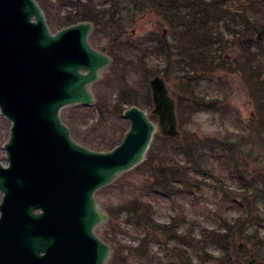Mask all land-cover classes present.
Instances as JSON below:
<instances>
[{"label":"trees","instance_id":"1","mask_svg":"<svg viewBox=\"0 0 264 264\" xmlns=\"http://www.w3.org/2000/svg\"><path fill=\"white\" fill-rule=\"evenodd\" d=\"M107 1L109 5L101 8L98 7L97 0H37L52 30L89 20L93 23L91 38L89 37L92 39L91 44L98 45L97 39L100 35L105 36L107 41L109 40L108 47L101 48L113 57L114 65L133 67L132 57L135 58L137 64L134 65L133 72L140 74L137 87L130 86L131 88L118 90L113 101L107 92L96 93L93 108L101 123L116 116L121 117L123 106L127 102L142 107L152 104L145 89L149 71L145 69L149 65L152 66L153 62L164 66V75L175 73V77L184 83V87L189 88L193 95L185 105L189 116L208 112L224 114L227 118L233 112L229 109L227 95H222L220 90L219 93L207 92L208 90L201 93L199 84L218 86V81L222 83L221 79L217 80L211 76L212 71L225 67V60L215 53L212 54L213 45L217 44L220 48V43L225 42L218 25L220 19L226 21L231 18L225 24L227 29L232 28L230 21H234L235 26L239 27L233 30L238 32V35H234L230 41L239 49L236 62L240 61L252 71H257L252 68V64L263 56L264 35L261 28L264 20L260 3L264 0H247L250 13L235 12L230 6L224 5L222 0ZM145 12H154L160 16L161 22L173 30L170 40L165 36H157L156 33L130 41L123 38L126 27L134 20L135 15ZM256 77V87L253 85V89L259 96L262 93L264 96V78L258 74ZM110 84L111 82L106 83L105 87ZM143 88L146 90L144 94ZM138 90L142 91L139 98H144V104L137 100ZM77 108L82 109L71 117V123L74 125L85 122L89 115L84 112L88 107L78 105ZM94 116L95 114L92 115ZM231 124L230 130L222 136L188 132L178 137H154L145 159L138 164L142 166L138 182L119 180L118 190L128 194L129 198L117 206H106L111 219L122 218L126 224L132 225L142 234L138 245L132 248L117 241L116 228L110 229L109 236L106 232L103 239L111 243L115 250L111 264H128V257L123 255L127 250L135 254L136 264H164L157 261V257L150 250V246L159 239L158 234L162 241L170 246L169 256L174 258V261L168 264H196L189 250L196 254L197 264H242L246 257L238 254L239 248L234 245L235 234L246 242L256 239L259 245H264V234L260 235L258 231L259 227L264 225V162L262 169L252 170V180L247 178V168L244 165L247 153L244 145L249 144L251 130L257 124L252 121L245 125L233 120ZM257 126L264 127V118L259 119ZM126 128L120 131L118 141L105 144L101 141L95 143L87 131L77 135L82 141L91 143L90 146H101L109 150L119 143ZM223 171L229 173L235 181L234 190L229 189L223 182ZM126 174H130L129 171L123 175ZM205 185H208L215 195L220 193V203L218 209L211 212L215 226L211 229L201 227L198 236L194 233L193 223L187 220L183 211L168 224L158 223L155 220L153 205L145 199L147 196L161 193L176 204L177 198L191 196L193 192L202 190ZM104 187L96 193L103 195ZM220 205L233 207L238 210L239 215L228 218ZM181 226L183 229L180 231ZM254 264H264V260L257 258Z\"/></svg>","mask_w":264,"mask_h":264},{"label":"water","instance_id":"2","mask_svg":"<svg viewBox=\"0 0 264 264\" xmlns=\"http://www.w3.org/2000/svg\"><path fill=\"white\" fill-rule=\"evenodd\" d=\"M92 29L87 20L51 32L36 0H0V113L11 122L8 165L0 162V264H105L112 250L96 228L108 214L96 191L141 163L157 130L178 136L175 102L154 75L156 125L133 104L110 150L72 137L61 109L92 106L91 85L111 61L89 42Z\"/></svg>","mask_w":264,"mask_h":264},{"label":"rangeland","instance_id":"3","mask_svg":"<svg viewBox=\"0 0 264 264\" xmlns=\"http://www.w3.org/2000/svg\"><path fill=\"white\" fill-rule=\"evenodd\" d=\"M224 5L230 6L235 12H248L250 13L251 9L247 3V0H222ZM98 7H107L109 5L107 0H97ZM72 6V5H71ZM264 1L260 3L262 18L264 20L263 13ZM72 8V7H70ZM229 18V17H228ZM160 16L155 14L154 12H145L135 15L134 20L126 27V34L123 35V38L130 40H136L146 34H157V36H165L168 40L172 38L169 27L160 21ZM228 21L231 20L227 19ZM224 19H220L218 21V25L223 34V39L225 42L220 43L222 47L219 48L217 44L212 47V54L215 53L216 56L223 58L225 60V67L220 70L212 71L211 76L214 79H221L217 84H213L208 86L207 83H200V92L205 93L213 91L215 93H219L220 90L222 95H227L229 109L233 112L229 114L226 118L224 114L220 113H208V112H198L191 116L188 115L185 110V105L188 102L187 100L192 97V93L184 87V83L181 82L177 77H175V73H167L164 75V66L161 64H157V62H153L152 66H147L145 70H149L147 72V83L145 85V89H147V93H149V97L151 100V91L149 88L148 80L153 75H159L166 82V86L168 89L169 96L175 102V113L177 118V130L178 136L184 135L188 132H196L199 135H215L222 136L227 133V130H230L231 121H235V123L240 122L245 125L251 123L252 121L258 125V121L261 118H264V96H259V94L254 91L253 85L255 86L256 75H260L264 78V50H262L263 56L260 59H256L252 64V68L257 71H252L250 67H246L242 64V62H236V58L239 53V49L237 46H234L230 43L231 39L234 35H238V32H233V30L239 29L238 26H235L234 21H230L232 28L227 29L225 24L228 21ZM229 22V23H230ZM241 29V27H240ZM52 30V29H51ZM55 31V30H52ZM91 38V37H90ZM90 42L92 39H90ZM109 41V40H108ZM108 41L105 36H101L97 39L98 45L92 44L98 50L108 54L111 58V62L105 66L101 70L100 77L97 81H95L91 85V91L95 96L96 93H104L108 94L112 101L116 98V92L122 88H131L138 85L140 80V74L134 73V65L137 64L134 57H132L133 67L126 66L124 68L123 65L118 64L114 65L113 57L101 47H108ZM264 48V47H263ZM133 68V69H132ZM259 70V71H258ZM166 71V70H165ZM117 80L118 82H116ZM185 81V80H183ZM111 82L108 87H105L106 83ZM119 83V85H118ZM126 85V86H125ZM131 86V87H130ZM137 87V86H136ZM256 87V86H255ZM142 89L143 94L146 93V90ZM149 90V91H148ZM142 91H137L136 97L140 104H144V98H139L142 94ZM135 104V103H133ZM261 104L262 107H261ZM132 103L127 102L124 104L123 108H127ZM138 105V104H135ZM78 105L73 106H65L60 111V117L62 121L68 125L72 137L79 143L98 151H106L105 147H97L90 146L91 143L84 142L77 135V133L86 132L89 136L97 142L108 143L118 141L120 131L122 128L128 126V120L125 119L122 114L121 117H114L110 119L108 122L101 123L99 121V117L97 116V112L94 110L93 106H89L88 109L84 112L88 113L87 120L85 122L77 123L76 125L71 123V117L74 116L75 112L81 111L82 108H77ZM139 106V105H138ZM145 109L150 117V119L157 124V115L153 113V105L147 106H139ZM95 114L94 117L92 115ZM11 122L8 121L1 113H0V162L3 165L7 164L5 158V151L2 148L3 143L7 140L9 136V127ZM233 124V123H232ZM231 124V125H232ZM255 125L251 130V137H249V144L244 145V150L247 152L245 154V162L246 166V176L249 180L254 178L253 169H262V164L264 162V127ZM250 131H248L249 133ZM161 135L157 130L154 134L155 136ZM163 136V135H162ZM176 136V137H178ZM153 137V139H154ZM152 144V143H151ZM151 146V145H150ZM242 165V164H241ZM243 166V165H242ZM244 167V166H243ZM142 166L138 165L129 171L130 174H126L125 176L121 174L117 177L112 183L105 186V190L103 191V195L99 193H95L98 202L100 203L101 208L107 212L108 220L102 224H100L96 228L97 234L103 238L106 235V232H109L112 227L116 228L117 234L116 239L120 241L122 244L126 246H130L135 248L139 243V238L142 236L138 229H135L132 225L126 224L122 218H118L117 220L111 219L109 213L107 211L106 206H117L127 200L128 194L125 195L121 191L118 190L119 180H128L133 181L135 183L138 182V178L141 177ZM219 172V170H218ZM223 178V182L229 189H235L236 183L230 177L229 173L225 171L221 174ZM115 184V185H112ZM98 191V190H97ZM96 191V192H97ZM0 192V198H1ZM131 193L129 192V196ZM154 208L155 220L158 223L168 224L171 222L173 217H176L180 211H183L187 217V220L193 223L194 233L195 235H199V231L201 227L204 228H213L215 226L214 220L212 217V211L218 209V205L220 203V193L215 195L211 188L208 185H205L202 190L197 192H193L191 196L184 195L175 200L176 204L167 196L156 193L153 196L145 197ZM106 202H105V201ZM222 206L223 213L228 218H235L239 215L238 210H235L233 207ZM264 217V215H263ZM183 229V226L180 227V231ZM259 234H264V225L259 227ZM159 239H157L151 246L150 250L157 257V261H161L164 264H168L169 262H173L169 256V247L162 241V237L157 235ZM106 241V240H105ZM109 243L108 241H106ZM111 246V255L106 261L105 264H111V258L114 256V247ZM234 245L238 246L239 253L243 254L246 258L243 259L242 264H254L255 259L264 260V245H259L256 239L252 241L246 242L243 238H239L238 234H235ZM192 260L194 263H198V259L196 254L189 250ZM116 255V253H115ZM128 257V264H136L135 262V254L127 250L123 253ZM263 262V261H262Z\"/></svg>","mask_w":264,"mask_h":264},{"label":"bare ground","instance_id":"4","mask_svg":"<svg viewBox=\"0 0 264 264\" xmlns=\"http://www.w3.org/2000/svg\"><path fill=\"white\" fill-rule=\"evenodd\" d=\"M70 133H71V131H70Z\"/></svg>","mask_w":264,"mask_h":264},{"label":"flooded vegetation","instance_id":"5","mask_svg":"<svg viewBox=\"0 0 264 264\" xmlns=\"http://www.w3.org/2000/svg\"><path fill=\"white\" fill-rule=\"evenodd\" d=\"M108 55V54H107Z\"/></svg>","mask_w":264,"mask_h":264}]
</instances>
